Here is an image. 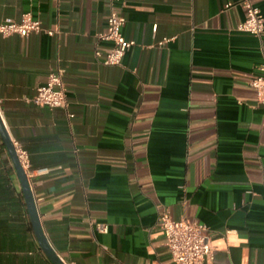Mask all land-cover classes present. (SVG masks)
<instances>
[{
    "label": "crops",
    "instance_id": "1",
    "mask_svg": "<svg viewBox=\"0 0 264 264\" xmlns=\"http://www.w3.org/2000/svg\"><path fill=\"white\" fill-rule=\"evenodd\" d=\"M112 11L134 41L119 65L98 37ZM26 12L43 30L0 36V115L62 260L174 264L165 214L207 226L204 264H264V30H236L241 0H0V23ZM56 68L67 104L25 102ZM0 264H52L1 138Z\"/></svg>",
    "mask_w": 264,
    "mask_h": 264
},
{
    "label": "built area",
    "instance_id": "2",
    "mask_svg": "<svg viewBox=\"0 0 264 264\" xmlns=\"http://www.w3.org/2000/svg\"><path fill=\"white\" fill-rule=\"evenodd\" d=\"M112 2L116 0H111ZM245 10V19L237 24L236 30L260 36L264 30V16L261 10L251 0H241ZM232 2H226L224 7L229 8ZM125 22L124 16L110 12L107 18L106 30L98 35L100 40L111 43L110 49L102 56L105 65H119L125 52L134 44L133 40L124 38L121 27ZM43 30L40 20L34 19L29 12L21 15L18 21L6 18L0 23V36L12 34L25 36L30 32L39 33ZM46 33L53 35L52 30ZM97 57L101 56L99 50L95 51ZM261 74L250 81L255 89L258 102L264 105V64L260 67ZM24 101L49 108L62 107L67 104V96L63 85V70H51L46 82L36 87L31 96H25ZM72 117V114H69ZM22 167L27 164L26 152L19 149L13 142ZM160 225L165 233L166 246L174 264H204L213 259L214 247L212 246L207 226L202 223H192L186 219L173 220L168 215L160 216ZM95 228L99 232H107L105 223L96 222Z\"/></svg>",
    "mask_w": 264,
    "mask_h": 264
},
{
    "label": "water",
    "instance_id": "3",
    "mask_svg": "<svg viewBox=\"0 0 264 264\" xmlns=\"http://www.w3.org/2000/svg\"><path fill=\"white\" fill-rule=\"evenodd\" d=\"M0 138L8 152V155L10 156V159L13 163V166L16 170V174L18 176V179L20 181L22 194L25 200L26 208L28 211L30 223L35 235V238L37 240V243L43 253L46 255V257L50 260L52 264H67L62 260V258L56 253L54 248L51 246L49 240L45 236L41 223L40 218L37 210V206L34 200L33 192L30 187L27 175L25 170L23 169L16 149L13 145L12 139L3 123V120L0 115Z\"/></svg>",
    "mask_w": 264,
    "mask_h": 264
}]
</instances>
